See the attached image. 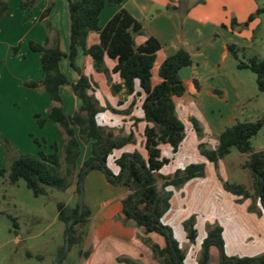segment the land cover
Masks as SVG:
<instances>
[{"label": "trees", "instance_id": "trees-1", "mask_svg": "<svg viewBox=\"0 0 264 264\" xmlns=\"http://www.w3.org/2000/svg\"><path fill=\"white\" fill-rule=\"evenodd\" d=\"M40 1L20 0V6L31 10ZM122 1L67 0L69 47L64 53L59 48L58 32L51 27L47 19L54 0H47L39 16L46 40L44 43L32 39L28 41V48L40 55L41 77L36 80H24L23 86L49 95L51 104L46 114L35 112L33 118L40 128L48 120L59 128L62 134L61 152H59L57 142L52 141L48 145L51 149L50 153L42 149H39L36 154L18 153L8 139L0 137L5 155L10 157L11 152L16 155L11 156L6 167H0V177H6L10 184L22 179L35 196L47 194L48 188L65 190L73 182L75 183L78 194L75 204L70 206L61 201L56 204L57 218L65 224L64 243L57 252V258H60V261L73 245H78L83 240L85 232L78 230L75 225L86 223L92 211L83 200L79 213L80 182H83L88 171L99 170L109 184L118 185L127 191L122 198L123 219L131 220L137 227L142 228L144 233H156L163 237L164 246L156 243L151 245L161 264H184L185 250L172 237L168 226L161 221L169 208V191L166 188L178 187L191 178L204 176V164L190 163L182 169H176L172 175H162L159 171L169 163L170 159L161 155L160 145H169L175 153L184 138L185 127L176 114L174 98L185 92L183 80L178 74L179 70L192 65L193 61L187 50L178 48L162 60L157 70L160 80L152 85V67L156 52L162 47L161 43L149 35L143 43L136 44L134 37L145 35L143 26L123 7L119 8L103 26L98 24L100 11L106 3L114 5L121 4ZM10 11L8 0H0V21ZM262 13H264V5L251 13L248 20ZM234 22L233 19L232 23ZM90 32L98 34L97 43L90 45L87 43ZM79 49L91 59L94 70L104 74L109 82L110 73L119 76L121 82L110 85L112 93L124 89L127 94H143L141 110L147 123L143 133L147 157L144 158L138 151L122 152L114 159V164L118 167L117 173L109 168L108 157L114 150L133 143L135 141L134 132L130 130L128 133L114 134L111 129L98 124L97 115L104 109H109L115 114H128L133 104L123 110L110 105L105 107L99 105L93 93L97 84L76 64L75 58ZM18 50L19 44L14 45L11 49L12 55H15ZM227 50L233 58L237 59V68H247L255 75L258 91L264 92V57L251 56L243 61L238 57V51H243V48L234 43L227 44ZM62 58H67L70 68L78 74L74 82H70L60 70L59 61ZM106 58L115 61L111 69L105 63ZM135 82L139 87L136 91ZM64 84H69L73 94L80 100L78 109L71 114H65L62 110L59 87ZM190 120L194 130L200 133L197 122L193 118ZM137 121L138 118L133 117V125ZM263 124L264 117L255 121L237 120L218 134L215 148H203L200 144V153L215 167L218 160L224 158L231 148L246 154L242 167L250 173L252 192L238 184L227 182L224 186L241 197L238 201L251 198L258 201L259 206L264 210V150L253 151L251 146V138ZM33 142L41 147L44 141L41 142L34 138ZM79 142L90 143V155L77 168L76 160L80 153ZM158 178L161 179V189L157 188ZM248 209L257 211L253 204ZM70 219L72 222L70 227H67ZM13 225L17 226L14 221ZM183 228L187 241L194 244L196 229L193 218L184 221ZM222 230L218 224L207 230L197 264H209V248L212 246L217 250L218 264H264V252L254 256L227 254ZM66 235H68L67 239ZM88 253V250H78V254L84 257ZM123 260L134 262L129 258H123Z\"/></svg>", "mask_w": 264, "mask_h": 264}, {"label": "rangeland", "instance_id": "rangeland-1", "mask_svg": "<svg viewBox=\"0 0 264 264\" xmlns=\"http://www.w3.org/2000/svg\"><path fill=\"white\" fill-rule=\"evenodd\" d=\"M258 1H260L259 3H264L263 0ZM154 12L156 11L154 10ZM255 17L259 19V28L254 32V36L231 37L232 43L243 48V51H238V57L243 61H246L251 56L264 57V13ZM246 23L247 20L244 21V24ZM15 33V31L12 32L14 35ZM12 34L8 36L12 37L10 41L13 40ZM17 34L16 37L18 39L12 45L19 44L20 51H18L20 53L25 46L26 39ZM163 38L166 40L168 37ZM183 38L191 40L195 38L207 39L206 37ZM222 38L225 37H211V39L201 42L199 45V49H203L205 54L210 57L208 62L202 57L192 55L194 51L190 53L193 59V69L199 72H206L203 74L206 77L205 88L209 90L213 87L212 92L214 93L220 91L217 87L222 88L224 91L223 93L210 96L203 94L199 98L193 97L192 102L185 108L190 112L188 119L185 117V111H181V118L176 112L185 129H189L185 130L178 152L176 154L170 152L169 159H172L171 164L165 165L162 173H160L162 175H172L176 169H182L190 163H201L200 161L204 155L200 153V144L203 145V148H214V140H217L218 134L235 121H255L264 117V92L258 91L255 84V75L247 68H237V59L233 58L229 53L223 58L218 56V44ZM177 39L178 46H182L180 39ZM185 48L189 50L188 47ZM4 53L5 49L0 47V56H4ZM11 54L10 52L9 56ZM1 60L3 59L0 58V62H2ZM191 70L190 67L182 68L178 72L179 77L181 79L185 78V71ZM189 74L191 75V73ZM28 79L31 78L28 77ZM23 93L21 88L12 89L11 94L15 98L12 103L16 104H12L9 100L1 101L0 137L8 139L14 147L18 145L19 148L16 152L25 154L34 152L29 150H34L37 144L26 142L25 137L22 138L21 136L22 130L19 129L18 124L15 122L18 118L24 121V108L26 107L24 102H21L24 97ZM190 118L197 122L200 133L194 130ZM9 119L12 120L7 122L6 120ZM52 133L54 132L50 129L48 134ZM5 134H13L12 140L14 142ZM57 138L60 144L62 138L61 136ZM251 146L253 151L264 150V124L251 138ZM45 147L48 151L49 146L45 145ZM36 148L37 150L40 149L38 145ZM9 155L10 157L5 155L0 140V167H6L11 156H16L12 152ZM245 159L246 154L239 153L235 148H231L230 152L220 160L219 166L215 167L213 164H205V184H190L184 188L185 182L178 187L170 186L166 188L169 191V208L161 221L168 226L172 237L179 242L180 246L187 247L190 244L185 239L186 234L183 228V222L187 219L193 218L196 229V244L201 247L207 230L217 224L224 223L226 212L232 209L230 206L233 201L231 200L239 197V195L226 189L225 183L242 185L252 192V178L249 171L242 167ZM174 168L176 169L174 170ZM156 184L157 188L161 189V179L158 178ZM47 191L45 195L35 196L26 187L22 179L10 184L6 177H0V264H57V252L64 243L65 224L57 218L56 204L61 201L73 206L78 199V194L74 182L65 190L48 188ZM126 192L123 187L109 184L101 171L90 170L87 172L83 180V200L91 208V217L86 223L75 225L78 230L85 232L83 240L80 244L73 245L65 253L60 264H97L94 260L89 263L84 256L78 254V250H90L97 222L110 209V206L103 208V202L122 193L125 195ZM249 199L252 201L251 198ZM235 203L240 204L241 201H236ZM112 207L113 204H111ZM99 211L104 216L100 213L97 214ZM231 212H234V210ZM112 220L124 225L134 224L131 220H124L117 215L112 217ZM13 221L17 226L13 225ZM134 226L137 231L134 238L129 241L119 240L116 234H101V236L103 235L102 239L99 240L102 247L101 250L103 252L106 250L109 258H111L112 254H117L115 260H110L111 263L106 261L103 264L116 262L118 264H161L159 258L155 256L151 245L153 243L158 244V241L162 242V236L155 233H144L142 228L137 227L135 224ZM129 244L132 248L134 247L133 245H136L137 248L141 249L136 251L137 255L134 258L137 260L132 259L133 263L123 260V257L120 256L122 254L121 249L130 246ZM209 251L210 264H215V262L217 264L218 253L216 248L212 246ZM201 253L202 250L200 256Z\"/></svg>", "mask_w": 264, "mask_h": 264}, {"label": "crops", "instance_id": "crops-1", "mask_svg": "<svg viewBox=\"0 0 264 264\" xmlns=\"http://www.w3.org/2000/svg\"><path fill=\"white\" fill-rule=\"evenodd\" d=\"M259 2L260 1L258 0H202L201 2L199 0H123L121 4L110 5L106 3L100 11L98 24L99 26H103L119 8L123 7L127 9L134 18L141 22L143 26L145 35H136L134 37L136 44L143 43L149 35L155 37L161 43L162 47L156 52L155 62L152 67L151 81L152 85H155L160 80L157 75L160 63L166 56L173 54L178 48H184L189 53L194 51V54L192 55L202 57L208 62L210 57L205 54L203 49H199L201 42L203 43L208 39H211V37H225L222 38L218 44V56L223 58L228 53L227 44L232 43L231 37L254 36V32L259 28V19H257L258 17H254L253 19L248 20V17L259 7L260 4L261 6L264 5V3ZM8 4L11 11L0 21V47L5 49L4 56H0V58L3 59L1 60L0 67V103L5 100H9L11 103L15 101V98H13L11 94L12 89L21 88L24 92V97L21 102H24L26 107L24 108L25 116L24 121L18 118L15 122L18 124L19 129L22 130V138L25 137L26 142H32L33 144H35L33 142V138L35 137L41 142L44 141L42 142L40 149H43L46 153H50L51 149L49 148L47 151L45 145L48 146L50 142L56 141L59 152H61L62 139L59 144L57 138L58 136H61L62 138L59 128L51 120L46 121L44 126L40 128L37 126L33 118V113L35 112H39L43 115L46 114L51 104L49 95L45 92L23 86V81L27 80L28 77L35 80L41 77L40 55L38 52H33L28 48V41L32 39L44 43L46 40V34L39 21V16L46 6L47 0H41L31 10L22 8L20 6V0H8ZM154 10L156 12H154ZM47 19L50 22L51 27L58 32L60 50L66 53L69 47L67 0H54V5L50 10ZM233 19L235 20L234 23H232ZM246 20L247 23L244 24V21ZM13 31L18 33V36L24 37L26 42L20 53L19 50L15 55L11 54L10 57L9 53L13 47L12 43L18 39L16 33L15 35L12 34ZM9 34H12L13 36L12 41H10V38L12 37H8ZM163 37L168 38L164 40ZM183 37H206L207 39L195 38L191 40L184 39ZM177 38L180 39L182 46H178L179 43ZM98 40V34L96 32L89 33L87 38V43L89 45L97 43ZM185 47H188L189 50ZM195 51L197 52L195 53ZM75 61L76 64L82 68L84 74L89 76L92 81L97 84L93 93L100 106L105 107L106 105H110L111 107L123 110L127 109L130 104H133L132 109L128 114H115L108 109H104L97 115L98 124L111 129L114 134L128 133L130 130H133L134 132L135 141L133 143H128L121 149L114 150L108 157L107 164L109 168L114 173L118 172V167L114 164V159L122 152L138 151L144 158H146L147 152L144 148L143 133L147 123L143 118V112L141 110L143 94H127L124 89H121L117 93H112L110 85L112 83H120L121 80L119 76L110 73L109 82L104 74L98 73L94 70L91 59L88 56H85L81 49L78 50ZM105 63L107 67L111 69L115 64V61L106 58ZM59 67L70 82H74L78 78V74L70 68L67 58H62L59 61ZM187 67H190L192 70L185 71L186 76L182 79L185 86V92L181 96L175 97L174 103L179 117H182L181 111H185V117L188 119L190 117V112L185 108L192 102L191 100L193 97L199 98L203 94L210 96L223 93L224 90L217 87L221 92L214 93L212 92V86V88L207 90V88H205L206 77L203 75L206 72L194 70L192 65L183 68ZM189 73H191V75ZM136 90H139L137 82H135V91ZM59 94L62 100V110L65 114H71L78 109L80 100L73 94L72 88L69 84L61 85L59 87ZM18 110L20 109L18 108ZM133 117L138 118V121L134 125ZM10 120L12 119L6 121L9 122ZM50 129L54 133L48 134ZM187 129L189 128H186L185 130ZM5 135L14 142V140H12V137H14L13 134ZM79 144L80 153L76 160L77 168H79L83 161L90 155V143L79 142ZM216 144L217 140H214V148L216 147ZM36 146L34 150L29 151H34L32 153L36 154L39 150H37L38 147L36 148ZM15 148L17 150L19 148L18 145ZM160 151L162 156L169 158L172 149L167 144H161ZM177 152L178 150L175 154ZM171 160L172 159L169 160V163L166 164V166L171 164ZM220 160H218V166L221 162ZM200 162L203 163L204 166L205 164H212L205 157H203ZM164 167L165 166L161 168L159 173H162ZM176 168H174V170ZM205 178V176L191 178L187 180L186 184L183 186L185 188L190 184H205ZM123 197L124 193L106 199L103 202L102 207L107 208L110 206L111 210L109 209L107 213L105 212V216L100 211L97 213H100L104 217L102 216L103 218H100L97 222L96 230L93 233V239L96 241L93 240L90 250H88L89 253L85 257L89 263H91L92 260L97 264H103L106 263V261L111 263V259H116L117 254H112L111 258H109V256L107 257L109 254L106 250L105 252L101 250L102 247L99 240L102 239L103 235L116 234L117 238L122 241H129L134 238L137 229L133 223L124 225L112 220V217L115 215L123 218L121 212ZM240 198L241 197L239 196L231 200L234 205L231 203L230 207L232 208L231 211L234 210V212H226L225 221L220 224L223 229L222 236L225 251L230 255L254 256L264 252V210L259 206L258 201H251L249 198L242 199L240 204H236L235 202ZM111 204H113L112 208ZM250 204H253L258 212L250 211L248 209ZM101 234L103 235L101 236ZM162 242L158 241L157 243L160 246H164V239ZM133 246V248L131 245L123 247L120 256L136 261L137 259L134 258V256L137 255L136 251L141 249L137 248L136 245ZM182 248L184 250L186 249L184 264H197L202 247L200 245L197 246L196 239L194 244H189L187 247L182 246ZM113 264L118 263L116 262Z\"/></svg>", "mask_w": 264, "mask_h": 264}, {"label": "water", "instance_id": "water-1", "mask_svg": "<svg viewBox=\"0 0 264 264\" xmlns=\"http://www.w3.org/2000/svg\"><path fill=\"white\" fill-rule=\"evenodd\" d=\"M82 203H83V182H80V193H79V213L81 212L82 209ZM71 224V219L67 223V227H70ZM68 235L65 236L67 239ZM67 246V241L65 243V248ZM57 264H60V258L57 259Z\"/></svg>", "mask_w": 264, "mask_h": 264}]
</instances>
